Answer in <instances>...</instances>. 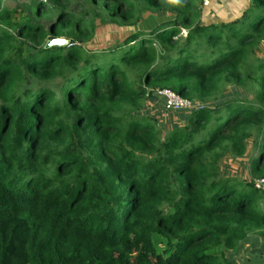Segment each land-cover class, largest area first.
Instances as JSON below:
<instances>
[{
	"label": "trees",
	"instance_id": "16d2710c",
	"mask_svg": "<svg viewBox=\"0 0 264 264\" xmlns=\"http://www.w3.org/2000/svg\"><path fill=\"white\" fill-rule=\"evenodd\" d=\"M198 1L33 0L13 20L0 0V264H235L264 242V0L218 23ZM146 12L171 15L88 45ZM158 89L197 103L169 130L144 114ZM252 138L251 179L222 173Z\"/></svg>",
	"mask_w": 264,
	"mask_h": 264
},
{
	"label": "rangeland",
	"instance_id": "374dc122",
	"mask_svg": "<svg viewBox=\"0 0 264 264\" xmlns=\"http://www.w3.org/2000/svg\"><path fill=\"white\" fill-rule=\"evenodd\" d=\"M4 6L12 13L13 20L20 16H28L29 7L33 0H2ZM249 0H219L213 1L208 5L204 4V0L198 1L197 5L202 11V21L204 23H218L222 21H231L237 17H241L247 8ZM171 14L161 12L158 14L146 12L137 27L135 26H118L110 23L100 24L97 28L95 38L88 44L91 48L102 49L105 47L114 46L119 40L125 39L129 34L137 29H151L159 23L163 18L170 17ZM185 33V30L184 32ZM256 58L264 59V43L257 49ZM257 84L251 81L247 82L245 93L247 98H252L258 89ZM233 91V88L230 89ZM159 93V92H157ZM161 97H152L145 102L144 114L155 118L156 122L160 123L166 130L171 129L172 122L177 119L173 115V111L177 110L167 105L166 97L159 94ZM193 102L190 105L180 108V110L189 111L196 106ZM182 122V121H181ZM257 156L254 139L248 141V148L245 156L239 158L226 157L220 163L222 173H228L238 179H251V161ZM258 236H252L248 243L243 244L238 251L232 254V259L235 264H258L264 258V242L262 238L256 239ZM259 264H264L263 262Z\"/></svg>",
	"mask_w": 264,
	"mask_h": 264
},
{
	"label": "built area",
	"instance_id": "2783aa9c",
	"mask_svg": "<svg viewBox=\"0 0 264 264\" xmlns=\"http://www.w3.org/2000/svg\"><path fill=\"white\" fill-rule=\"evenodd\" d=\"M211 2L212 0H204L205 5H208ZM157 92H159L158 94H161L162 96L166 97L167 105L171 108L180 109L190 105L189 100L182 98L170 89H158ZM254 183L256 188H264V177L256 178Z\"/></svg>",
	"mask_w": 264,
	"mask_h": 264
},
{
	"label": "water",
	"instance_id": "95a60500",
	"mask_svg": "<svg viewBox=\"0 0 264 264\" xmlns=\"http://www.w3.org/2000/svg\"><path fill=\"white\" fill-rule=\"evenodd\" d=\"M54 40H58V41H61L60 43H52V41H54ZM67 43V41L65 40V39H62V38H56V39H53V40H51V41H49L48 43H47V47H50V46H53V45H64V44H66Z\"/></svg>",
	"mask_w": 264,
	"mask_h": 264
},
{
	"label": "snow or ice",
	"instance_id": "6c2138e0",
	"mask_svg": "<svg viewBox=\"0 0 264 264\" xmlns=\"http://www.w3.org/2000/svg\"><path fill=\"white\" fill-rule=\"evenodd\" d=\"M61 41H58V40H54V41H52V43H60Z\"/></svg>",
	"mask_w": 264,
	"mask_h": 264
}]
</instances>
